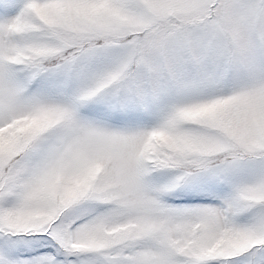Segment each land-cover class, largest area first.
<instances>
[{
  "label": "snow or ice",
  "instance_id": "1",
  "mask_svg": "<svg viewBox=\"0 0 264 264\" xmlns=\"http://www.w3.org/2000/svg\"><path fill=\"white\" fill-rule=\"evenodd\" d=\"M0 264H264V0H0Z\"/></svg>",
  "mask_w": 264,
  "mask_h": 264
}]
</instances>
